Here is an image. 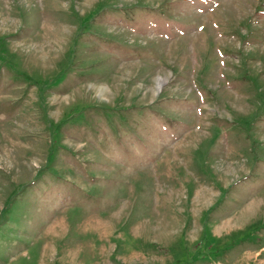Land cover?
<instances>
[{"label": "rangeland", "instance_id": "obj_1", "mask_svg": "<svg viewBox=\"0 0 264 264\" xmlns=\"http://www.w3.org/2000/svg\"><path fill=\"white\" fill-rule=\"evenodd\" d=\"M0 264H264V0H0Z\"/></svg>", "mask_w": 264, "mask_h": 264}]
</instances>
